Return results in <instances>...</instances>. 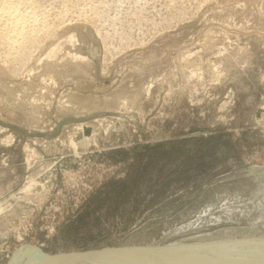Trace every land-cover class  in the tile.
I'll return each mask as SVG.
<instances>
[{"label":"rangeland","instance_id":"rangeland-1","mask_svg":"<svg viewBox=\"0 0 264 264\" xmlns=\"http://www.w3.org/2000/svg\"><path fill=\"white\" fill-rule=\"evenodd\" d=\"M240 240H264V0H0V264Z\"/></svg>","mask_w":264,"mask_h":264},{"label":"water","instance_id":"water-1","mask_svg":"<svg viewBox=\"0 0 264 264\" xmlns=\"http://www.w3.org/2000/svg\"><path fill=\"white\" fill-rule=\"evenodd\" d=\"M85 133L86 134L89 133L88 128L85 129ZM246 246L255 247L257 249H260L262 252H259L256 254H249V255L247 254V255H244L245 257H242L241 259L234 258L233 256H232V259H229V258L226 259L227 258L226 257V258H223L220 264H237L238 260H242V261L244 260L243 261L244 264H255L256 262L264 264V245L259 244V243H253L250 245H245V244L237 245V247L239 248L237 249L238 250L237 252H240L241 248H244ZM120 250H122V248L105 249V250H100V251H88V252L76 253V254L65 255V256H50L49 254L45 253L40 248H37L32 245H25L24 247L20 249L18 260L23 259V257L26 256V254L33 251L36 257L39 259V261L44 264H66V262L64 263L63 261H62L63 263L59 262L58 259L60 258H64V259L70 258L72 261L70 264H89L88 261L90 260H97L96 264H103V263L104 264H107V263L126 264L132 261L131 260L132 258L130 257L131 255H128L127 253L120 251ZM237 252L233 250V251H230L229 254L232 255ZM223 254L224 252L219 255H223ZM204 259L205 261L215 260L216 256H210ZM195 260H201V258L199 259V258L193 257V258H188V259H172V260L167 261L165 264H191V262Z\"/></svg>","mask_w":264,"mask_h":264},{"label":"bare ground","instance_id":"bare-ground-1","mask_svg":"<svg viewBox=\"0 0 264 264\" xmlns=\"http://www.w3.org/2000/svg\"><path fill=\"white\" fill-rule=\"evenodd\" d=\"M209 243H211V242H209ZM212 243H214V242H212ZM226 243H225V246H226ZM253 243H259V244L264 245V240L228 241L229 246L230 245H232V246L235 245L236 246V245H241V244L250 245V244H253ZM220 245H221V243H220ZM216 246H217V243H216ZM229 246H228V248H229ZM235 246H234V248H235ZM205 247H208V246H205ZM205 247H203V248H205ZM214 248L217 249V247H214ZM232 248H231V250H228V251H233ZM180 249L183 250L182 248H177V247H173V246L172 247H167V246L166 247L147 246V247L123 248L120 251H123V252L127 253L128 255H131L130 257L132 258L131 259L132 261H130V262L126 263V264H165L174 255H175V259H188V258H191V257H196V258H199L200 259V257H199V256H201L200 254H196V253H193V252H186L187 254H185V253L181 252ZM225 249L226 248H224V250ZM254 249H255V247L253 248V247H250V246H246L243 249L241 248V250H240L239 253H241L242 255H246V254L251 253L252 251L254 252ZM218 250H220V249H218ZM257 250L260 251L259 249H257ZM217 252L218 251H216V253ZM219 252L221 253L222 251H219ZM19 254H20V249L13 255V257H12L11 261L9 262V264H44V263H41L39 261V259L36 257V255L34 254L33 251L30 252V253H28V254H26V256L23 257V259H21V260H18ZM217 255H218V253H217ZM222 260H223V258H222ZM222 260H217V259L216 260H208V261H205V259H203V260H195V261H192L191 264H218ZM58 261L59 262H62L63 261L64 263L66 262V264H70L72 262L70 258L69 259L60 258V259H58ZM96 261L97 260H90V261H88V263L89 264H96L97 263ZM243 261L242 260H239L237 264H244ZM260 264H262V263H260Z\"/></svg>","mask_w":264,"mask_h":264}]
</instances>
